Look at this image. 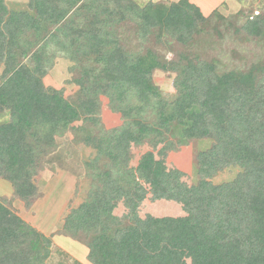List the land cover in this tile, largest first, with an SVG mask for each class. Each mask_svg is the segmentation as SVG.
<instances>
[{
  "label": "trees",
  "instance_id": "trees-1",
  "mask_svg": "<svg viewBox=\"0 0 264 264\" xmlns=\"http://www.w3.org/2000/svg\"><path fill=\"white\" fill-rule=\"evenodd\" d=\"M28 5L33 12L0 0V178L15 197L32 205L45 159L71 132L97 156L85 163L87 199L65 218L63 232L87 246L91 264H264V64L219 72L198 55L168 59L155 48L126 46L132 25L144 42L188 47L209 21L190 0ZM240 31L264 36V15L248 17ZM57 58L73 63L70 83L79 91L71 99L44 83ZM157 70L175 75L172 99L154 83ZM101 97L121 115L120 127L104 129ZM173 124L187 143L212 141L196 156V184L167 165L184 146L169 138ZM145 145L133 166V147ZM234 169L233 180L214 182ZM147 200L175 203L183 214L142 217ZM51 245L0 199V264H46Z\"/></svg>",
  "mask_w": 264,
  "mask_h": 264
},
{
  "label": "rangeland",
  "instance_id": "rangeland-1",
  "mask_svg": "<svg viewBox=\"0 0 264 264\" xmlns=\"http://www.w3.org/2000/svg\"><path fill=\"white\" fill-rule=\"evenodd\" d=\"M31 0H6V4L13 11H32L28 5ZM144 6L150 2H169L176 0H134ZM198 5L204 14L209 17L205 32L197 35L188 47L178 43L168 42L162 44L155 37L144 42L135 34L133 26L129 25L128 31L123 35L129 49L143 50L147 47L155 48L165 54L168 59L176 53H190L202 59L218 64L219 72L247 71L252 65L264 64V36L252 38L240 31V27L250 16L264 15V0H190ZM172 47V49H171ZM73 63L65 58H57L52 69L44 78L47 87L63 90L67 98H73L79 87L70 83L74 74L70 71ZM174 74L161 70L153 74L154 83L160 88L165 97L175 96ZM1 83V72H0ZM101 122L104 129L111 130L120 127L123 119L120 114L114 113L109 106V100L101 97ZM170 111V108L169 110ZM8 119V116H6ZM8 121V120H4ZM80 123H77L79 125ZM74 133H68L63 138H58V147L44 162L37 186L39 196L30 207L15 197L11 183L0 178V199L10 206L18 215L36 229H43L47 237L52 240L50 256L46 264H91L86 260L87 246L82 241H77L63 232L65 218L70 212L81 205L88 196L91 180L88 177L86 162L96 158L97 152L82 144H78ZM169 138L175 142L184 143L177 151L170 152L167 165L170 169H179L186 174L183 181L189 185L196 184L199 180L196 156L200 151L211 147V140H198L187 143L182 140L180 127L173 124ZM187 143V144H185ZM149 150L148 145L133 147V160L136 166L140 157ZM240 172L239 169L225 171L218 175L214 182L224 183L233 180ZM124 208L116 212L121 215ZM151 213L154 216H181V207L167 201L152 202L147 200L141 207L140 215ZM53 238L56 244L63 245L68 252L53 253ZM72 253V254H71ZM84 253V256H83ZM73 255V256H72ZM51 258V259H50ZM87 261V262H86ZM84 262V263H83Z\"/></svg>",
  "mask_w": 264,
  "mask_h": 264
},
{
  "label": "crops",
  "instance_id": "crops-1",
  "mask_svg": "<svg viewBox=\"0 0 264 264\" xmlns=\"http://www.w3.org/2000/svg\"><path fill=\"white\" fill-rule=\"evenodd\" d=\"M38 230H40L42 233H44L45 235H48V233L46 234V232L43 230V229H38ZM53 253H52V255L55 253V249H56V253H57V248H59V250H61V252H68V250L63 246V245H61V244H56L55 243V241H54V238H53ZM55 246L57 247V248H55ZM88 249V248H87ZM72 254V253H71ZM85 255L86 256H84V253H83V256L84 257H86V260H87V255H88V252H87V254L85 253ZM73 256V255H72ZM51 259V258H50ZM87 262V261H86ZM84 263V262H83Z\"/></svg>",
  "mask_w": 264,
  "mask_h": 264
}]
</instances>
